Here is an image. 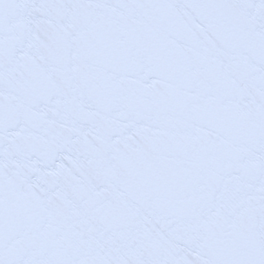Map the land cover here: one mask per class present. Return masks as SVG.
<instances>
[{"label": "snow or ice", "instance_id": "6c2138e0", "mask_svg": "<svg viewBox=\"0 0 264 264\" xmlns=\"http://www.w3.org/2000/svg\"><path fill=\"white\" fill-rule=\"evenodd\" d=\"M0 264H264V0H0Z\"/></svg>", "mask_w": 264, "mask_h": 264}]
</instances>
